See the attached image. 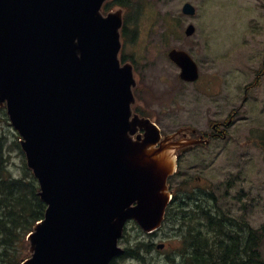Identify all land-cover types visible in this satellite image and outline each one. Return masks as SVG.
I'll return each instance as SVG.
<instances>
[{"label":"water","instance_id":"95a60500","mask_svg":"<svg viewBox=\"0 0 264 264\" xmlns=\"http://www.w3.org/2000/svg\"><path fill=\"white\" fill-rule=\"evenodd\" d=\"M107 1L0 0V107L47 205L21 264H109L124 253L128 220L146 233L160 227L176 154L209 142L188 138V128L162 137L133 113V67L119 60L122 10L102 15ZM168 58L182 81L198 79L188 53Z\"/></svg>","mask_w":264,"mask_h":264},{"label":"rangeland","instance_id":"374dc122","mask_svg":"<svg viewBox=\"0 0 264 264\" xmlns=\"http://www.w3.org/2000/svg\"><path fill=\"white\" fill-rule=\"evenodd\" d=\"M186 2L196 8L195 16L181 13ZM128 3L124 15L130 31L125 32L126 40L121 38L119 55L133 65L136 85L132 110L138 107L158 126L161 135L181 127L211 133L212 124L225 122L238 110L226 128V138L195 146L178 157L173 190L182 184L201 200L214 197L224 209L260 231L264 240V152L259 147V139L264 137V74H260L257 86L254 83L257 72L264 70V0ZM188 24L194 25L195 33L186 38ZM173 48L186 51L196 62L197 82L180 80L178 68L167 57ZM249 85L251 90L246 93L244 88ZM4 114L1 107L0 136L5 137L10 172L17 177L22 156L13 145L17 133L4 120ZM169 224L152 236L129 223L119 246L126 250L136 242L164 244L162 251L153 247L151 253H144L142 264H165L166 256L178 247L176 228ZM117 264L141 263L119 258Z\"/></svg>","mask_w":264,"mask_h":264},{"label":"trees","instance_id":"16d2710c","mask_svg":"<svg viewBox=\"0 0 264 264\" xmlns=\"http://www.w3.org/2000/svg\"><path fill=\"white\" fill-rule=\"evenodd\" d=\"M121 3L129 7L128 0ZM110 7V3L105 4L103 11ZM121 59L125 60L124 57ZM134 112L144 115L138 107ZM4 120L8 121L6 115ZM16 139L13 145L22 156L17 177L10 172L5 137L0 136V264H20L27 257L26 237L43 219L46 209L38 196L37 181L26 166L17 135ZM259 140V147L264 152V137ZM191 192L184 185H177L167 209L169 218L183 216L184 225L179 226L182 235L175 248L178 252L175 257L181 260L179 264H264V253L261 252L264 240L260 231L251 228L244 218L239 220L230 210L224 209L214 197L201 200ZM151 250L150 244L136 242L126 249L124 256L142 264L145 262L143 254H149ZM175 257L168 258L167 263L174 264ZM110 264H117V259Z\"/></svg>","mask_w":264,"mask_h":264},{"label":"flooded vegetation","instance_id":"af4514ba","mask_svg":"<svg viewBox=\"0 0 264 264\" xmlns=\"http://www.w3.org/2000/svg\"><path fill=\"white\" fill-rule=\"evenodd\" d=\"M113 3H114V5H115V7H119L120 6V4H121V0H114L113 1ZM124 9V8H123ZM126 11H125V9H124V13H125ZM127 31H130L129 30V27H126V30H123V36L125 37V32H127ZM126 38V37H125ZM260 74H264V70L262 71V70H259L258 72H257V76H256V78H255V85L257 86V82H258V80H259V76H260ZM254 85V84H253ZM251 87L252 86H246L244 89V91L247 93L249 90H251ZM253 89V88H252ZM238 111V110H237ZM237 111H234V112H232V114L229 116V118L225 121V122H221V123H214V124H212L211 125V133H205V132H201V131H196L194 134H192L191 133V135H190V137H188V138H193V139H195V138H198L200 135H202V137L203 138H209V140H213V139H218V138H221V139H224V138H226V128H229V124H230V122H231V120H232V118H233V116H234V114L237 112ZM186 139V138H185ZM179 156V155H178ZM171 218H173V219H171ZM171 218H169V216L168 215H166V218H165V220H164V222H163V227L166 225V224H168V223H170L169 224V226L170 227H174V228H176V234L177 235H180V236H178V240H180L181 239V235H182V231H179V226L181 225V227L184 225V222H183V216H181L180 217V215H178V216H172ZM181 232V233H180ZM180 233V234H179ZM156 233H152V234H150V235H155ZM157 244V243H156ZM154 242H151V246L152 247H155V245H156ZM164 248H165V245H164ZM163 248V249H164ZM163 249H161V250H158V251H162ZM175 253H172L170 256H166V258H165V264H169V263H167V259L168 258H174L175 257V255L176 254H178V252L177 251H174ZM176 257H175V261H176ZM179 260V259H178ZM175 261H173V263L174 264H179L180 262H181V260H179L177 263L175 262Z\"/></svg>","mask_w":264,"mask_h":264}]
</instances>
